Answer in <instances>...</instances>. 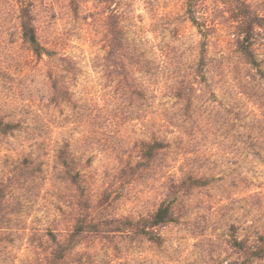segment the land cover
I'll use <instances>...</instances> for the list:
<instances>
[{
	"label": "rangeland",
	"instance_id": "obj_1",
	"mask_svg": "<svg viewBox=\"0 0 264 264\" xmlns=\"http://www.w3.org/2000/svg\"><path fill=\"white\" fill-rule=\"evenodd\" d=\"M22 1L0 0V121L20 123L12 133L5 135L0 131V177L10 185L16 164L35 153L44 162L46 178L33 202L29 203L26 196L22 198L25 205L18 222L14 223L15 242L0 254V264H31L34 259L31 235L38 239L49 229L65 228L68 217L60 209L65 207L62 197L68 198L70 194L56 180L54 169L55 151L64 141L73 143L72 149L77 153L92 197L112 195L116 199L113 210L116 215L136 218L151 213L166 195L169 175L181 176L183 157L178 155V160L162 173L152 172L146 178L126 177L130 172L127 164L137 154L139 141L157 126L155 121L145 124L142 119L129 117L127 101L121 89H116L118 81L106 79L97 68L99 58L105 53L103 21L111 11L121 15V25L128 31L127 35L142 45L159 66L157 46L171 45L178 52L200 49L204 37L188 13L190 3L194 7L199 3L198 22L215 27L209 36L210 56L220 59L223 55L224 66L227 65L216 78L218 101H224L226 96L222 91L230 89L234 100L243 99L241 104L246 105L243 112L247 120L259 114V109L240 93L247 67L235 47L238 0H115L112 3L27 0L33 3L42 44L56 52L52 57L45 55L41 61L32 56L21 39L17 14ZM245 1L254 16L264 19V0ZM173 31H179L178 38H173ZM255 51L264 61V22L257 29ZM65 57L70 62H62ZM62 65H69L73 70L63 71ZM54 71L63 76L72 95L71 103L63 101L57 106L52 103L50 77ZM156 103L159 102H153L154 107ZM232 133L234 136L235 130ZM204 135L207 138L200 142V148L217 149L213 143L218 137ZM224 136L230 139L222 143L225 151L211 152V155L209 152L207 163L202 164L201 160L198 165H203L202 169L209 173L231 174L229 179L191 196L184 208L183 220L163 230L164 246L137 243L128 252L123 250L116 259L111 248L97 242L93 250H87L91 252L87 264L121 261L125 264H222L236 257L229 245L232 235L254 236V240L259 233L264 235V162L255 156L253 159L249 149H243L240 144L236 146L235 139ZM235 176L247 181L231 186L230 178ZM20 195L19 192L16 200ZM57 224L60 226L56 227ZM254 264H264V260Z\"/></svg>",
	"mask_w": 264,
	"mask_h": 264
},
{
	"label": "trees",
	"instance_id": "obj_2",
	"mask_svg": "<svg viewBox=\"0 0 264 264\" xmlns=\"http://www.w3.org/2000/svg\"><path fill=\"white\" fill-rule=\"evenodd\" d=\"M102 1L112 3L115 0ZM22 2L17 20L24 45L37 61L43 60L45 55L52 57L56 52L45 47L40 40L33 3ZM236 3L239 15L234 21L237 30L235 47L247 67V75L240 83V93L248 99V103L259 109V114L251 120H247L243 112L246 106L241 104L243 99L234 100L230 89L222 91L226 98L218 101L216 78L219 73L223 74L222 70L227 65L224 66L223 55L220 59L210 56L209 36L215 27L198 22L196 7L199 3L195 7L190 3L188 13L204 37L200 49L178 52L171 45L157 46L159 66L149 58L142 45L139 46L127 35L119 13L111 11L107 15L103 21L105 53L99 58L97 68L106 79L118 81L116 89H121L128 106L127 111L122 109L123 112L126 111L129 117L142 119L145 124L155 121L157 126L155 130L148 128L146 138L139 141L137 154L127 164L130 172L126 177L146 178L152 172L162 173L178 160V155L183 157L179 168L181 176L169 175L165 184L166 195L151 213L136 218L116 215L113 213L116 199L113 200L112 195L104 194L100 199L92 197L77 153L72 149L73 143L64 141L55 151L54 169L56 180L70 194L68 198L62 197L65 207L60 209L68 220L64 229H49L38 239L31 235L29 241L34 253L31 264H87L91 260V252L87 250H93L97 242L102 247L111 248L116 259L124 253L123 250L128 252L137 243L164 246L166 237L163 230L183 220L186 214L184 208L191 196L229 179L231 174L209 173V170L202 169L203 165H198L201 160L204 161L202 164L207 163L209 152L211 155V152L225 151L222 143L230 140L225 134L235 139L236 146L240 144L243 149H249L253 159L255 156L264 162V61L258 58L255 51L257 29L262 28L264 19L260 15L254 16L245 0ZM178 37L179 31H173V38ZM61 61L68 62L69 58H62ZM62 67L63 71L73 70L69 65ZM153 76L157 77L155 81ZM62 78L59 71H54L50 77V88L53 89L51 100L56 106L63 101L72 102V95ZM156 101L159 103L154 107L153 102ZM120 114L123 115L122 112ZM19 126V122L0 121V131L5 135ZM206 133L218 137L213 143L217 149L208 147L203 151L200 148V142L207 138ZM222 136L223 140L218 141ZM40 158L39 154L33 153L18 162L10 185L0 177V254L15 242L14 223L18 222L17 217L23 213L25 205L22 198L26 196L29 203L33 202L37 189L46 178L44 162ZM237 177L230 178L231 186L236 187L237 182L243 185L247 181L242 176ZM19 192L20 198L16 200ZM229 245L236 257L222 264H254L264 260L262 233L255 240L254 236L232 235ZM117 264H125V261Z\"/></svg>",
	"mask_w": 264,
	"mask_h": 264
}]
</instances>
